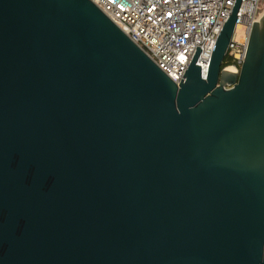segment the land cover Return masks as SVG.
Masks as SVG:
<instances>
[{
  "label": "water",
  "instance_id": "water-1",
  "mask_svg": "<svg viewBox=\"0 0 264 264\" xmlns=\"http://www.w3.org/2000/svg\"><path fill=\"white\" fill-rule=\"evenodd\" d=\"M175 84L91 0H0V264H264V14Z\"/></svg>",
  "mask_w": 264,
  "mask_h": 264
},
{
  "label": "built area",
  "instance_id": "built-area-1",
  "mask_svg": "<svg viewBox=\"0 0 264 264\" xmlns=\"http://www.w3.org/2000/svg\"><path fill=\"white\" fill-rule=\"evenodd\" d=\"M117 28L175 84L187 70L196 47V66L205 78L216 40L237 0H91ZM263 0H239L224 67L238 73L251 28L264 14ZM240 31L242 36H237Z\"/></svg>",
  "mask_w": 264,
  "mask_h": 264
},
{
  "label": "rangeland",
  "instance_id": "rangeland-1",
  "mask_svg": "<svg viewBox=\"0 0 264 264\" xmlns=\"http://www.w3.org/2000/svg\"><path fill=\"white\" fill-rule=\"evenodd\" d=\"M261 8H264V0H263L262 3H261ZM237 36H238V37H241V36H242V34H241L240 31H237Z\"/></svg>",
  "mask_w": 264,
  "mask_h": 264
},
{
  "label": "trees",
  "instance_id": "trees-1",
  "mask_svg": "<svg viewBox=\"0 0 264 264\" xmlns=\"http://www.w3.org/2000/svg\"><path fill=\"white\" fill-rule=\"evenodd\" d=\"M228 65H229V60H228V58L226 57L225 60H224V62H223V67H226V66H228Z\"/></svg>",
  "mask_w": 264,
  "mask_h": 264
}]
</instances>
